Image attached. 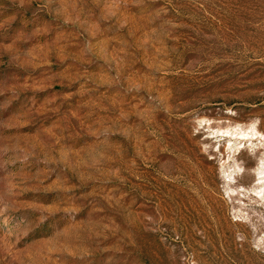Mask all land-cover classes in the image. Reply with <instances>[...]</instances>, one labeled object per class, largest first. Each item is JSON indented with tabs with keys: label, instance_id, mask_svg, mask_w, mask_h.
Returning <instances> with one entry per match:
<instances>
[{
	"label": "rangeland",
	"instance_id": "1",
	"mask_svg": "<svg viewBox=\"0 0 264 264\" xmlns=\"http://www.w3.org/2000/svg\"><path fill=\"white\" fill-rule=\"evenodd\" d=\"M0 264H264V0H0Z\"/></svg>",
	"mask_w": 264,
	"mask_h": 264
},
{
	"label": "bare ground",
	"instance_id": "2",
	"mask_svg": "<svg viewBox=\"0 0 264 264\" xmlns=\"http://www.w3.org/2000/svg\"><path fill=\"white\" fill-rule=\"evenodd\" d=\"M263 200V199H262Z\"/></svg>",
	"mask_w": 264,
	"mask_h": 264
}]
</instances>
